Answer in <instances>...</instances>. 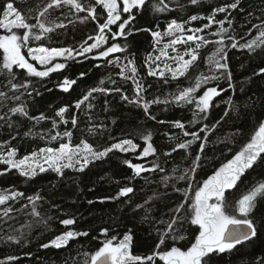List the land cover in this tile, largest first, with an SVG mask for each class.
Returning <instances> with one entry per match:
<instances>
[{
    "label": "trees",
    "instance_id": "obj_1",
    "mask_svg": "<svg viewBox=\"0 0 264 264\" xmlns=\"http://www.w3.org/2000/svg\"><path fill=\"white\" fill-rule=\"evenodd\" d=\"M7 2H13L26 16L31 10V17H36L50 0H0V18ZM80 2L87 7L94 0ZM232 3H237L235 9L215 11ZM154 4L161 7L167 5L168 10L156 12ZM97 14L98 22L83 20L87 12H77L69 5L49 9L41 19L54 30L40 40L31 39L29 44L32 47L81 50L85 41L87 44L94 42L88 37L98 35L99 24L105 22L106 12L97 7ZM132 14L135 16L130 25L133 34L127 39L117 38L115 41L126 48L118 54L117 61L97 58L94 55L98 50H94L93 55L66 60L64 69L40 78L29 76L25 69L18 67H14V75L9 74L2 68L0 55V93H3L0 95V192L24 194L0 207L2 264H86L90 255L106 240L115 238L113 242H118L126 234L132 236V254L147 256L156 250L159 239L168 232L173 219L177 223L172 225L169 238L159 250H168L173 245L185 248L190 240L194 242L198 226L191 225L185 215L191 204L189 196L184 209L176 211L185 201L184 190L191 184L192 174L189 172L186 180H179L178 177L193 167V161L199 155L200 167L195 170L192 185L202 183L231 159L250 140L259 123L264 122V73L259 71L264 68V49L249 51L240 46L259 36L257 26L264 25V0H202L197 5H191L189 0H163L162 3L161 0H146L144 8L140 11L133 9ZM192 15L199 19L190 20ZM209 16H214L216 21H224V27L228 29L222 34L227 60H221V63L228 64L230 80L225 70H217L214 64L209 63L208 58L220 47L216 43L197 49L199 59L186 76L172 79L168 74L163 77L148 74L149 56L158 41L149 31L135 30L151 29L164 34L172 20L202 28L210 23ZM127 17L128 14L122 13V19ZM28 22L35 24L36 19L29 18ZM111 28L117 31L115 25ZM219 29L218 23H211L210 32L207 29L203 31L206 40H220L221 36L213 35ZM23 31L18 30V33ZM2 34L6 33L0 29ZM233 43L237 44L236 48L231 47ZM22 51L25 52V48ZM128 57L132 58L137 69L136 80L143 87L138 104L129 102L136 99V83L132 79H124L121 70V62ZM81 73L85 75L81 77ZM201 75L219 79H210L203 84L194 94L196 97L209 87L223 89L205 113L199 112L195 101L185 104L173 100L180 90L193 85ZM65 78L76 80L68 92L59 87ZM13 84L21 86L13 88ZM93 88L106 91L93 92L76 108V102ZM125 95L128 100L122 98ZM155 99L162 102L151 104L146 113L144 102ZM165 100L169 103H163ZM18 107H23L27 115L11 111ZM64 107L67 111L61 120L57 112ZM41 114L46 119H30ZM73 118L77 121L75 125L71 122ZM176 121L182 122L184 129L175 127ZM66 131L71 132L70 139L63 135ZM185 131L198 132L201 139L187 149L177 148L180 143L193 139L191 135L185 136ZM57 132L61 134L58 140L51 139ZM149 134L150 140H144L143 136ZM125 139L132 140L137 149L127 153L114 150L103 159L92 160L83 172L78 170L79 165L64 169L63 176L49 169L29 178L22 176L17 169L8 170L9 166L2 162L12 150L18 158H23L46 146L59 149L62 144L70 142L75 148L87 142L94 150L102 151ZM149 143L155 149L152 156L159 167L137 176L125 161L133 164L142 162L138 156ZM202 144L204 151L200 152ZM174 148L176 151H173ZM262 181L264 163L258 161L245 172L236 188L226 193L229 203L234 205L253 185ZM124 187H132L134 191L128 196H119ZM37 195L41 198L35 200L39 217L32 214L33 203L27 199ZM8 208L12 211L5 216ZM233 214L242 218L238 212ZM248 218L257 226V235L229 252L213 254L209 264H264V198H257ZM65 219H73L75 223L63 225L61 221ZM103 229L108 230L107 234ZM66 231L86 232L88 235L78 236L61 248L51 246L50 242ZM173 234H183L186 239L173 242L170 239ZM9 236L20 238V243L9 240ZM44 244L50 246L44 248ZM155 264L164 262L157 259Z\"/></svg>",
    "mask_w": 264,
    "mask_h": 264
},
{
    "label": "snow or ice",
    "instance_id": "obj_2",
    "mask_svg": "<svg viewBox=\"0 0 264 264\" xmlns=\"http://www.w3.org/2000/svg\"><path fill=\"white\" fill-rule=\"evenodd\" d=\"M26 2V0H23ZM163 0H161V3ZM191 5H197L202 3V0H189ZM146 0H94V3H90L85 7L80 0H50L43 10L39 11L36 17H31V10H29V15L23 14L19 11L13 2H7L3 10L2 18H0V29H3L5 33L0 35V55H2V68L7 70L9 74L14 75V67L20 69H25L29 76L33 77H48L50 73L56 72L58 70L64 69V63L52 64L57 57L67 59H74L73 52L71 48H61V49H49L46 47L31 48L28 47L29 41L31 39L40 40L48 33H51L54 29L46 25L42 17L49 12V9H58L62 5H69L74 8L77 12H87V16L83 17V20H92L98 22L97 7H100L102 12H106L105 22L99 24L98 35L95 37L89 36L88 40H94L93 43L87 44L85 41L84 45H81V50L76 53V55H84L85 53H90L94 49H99L103 44L108 43V35L111 34L113 40L117 38L127 39L128 36L133 34V29L130 27L135 16L132 14L133 9L140 11L144 8ZM182 7V6H181ZM237 3H232L227 7L216 8V12H227L228 8L235 9ZM153 8L156 12H165L168 10V6L163 7L160 4H154ZM122 13L128 14L127 19H122ZM11 17V18H10ZM29 18L36 19L35 24L28 22ZM199 17L196 15L190 16V20L196 21ZM207 19L210 23L205 24L202 28L188 29L192 34L180 36L179 38L172 40L168 45L171 47L174 44L188 42H199L196 43V47H190L185 50L182 55H177L172 57L176 62V67L172 68L169 65H165L167 72L171 73L172 79H178L179 77L186 76L189 69L195 64L199 59V53L197 51L203 45L209 43H216L220 45L216 49V52L208 58L210 64H214L217 70H225L227 78L231 79V72L228 70V64L221 63V60H227V54L225 52L223 33L228 31L224 27V21H216L214 16H209ZM211 23H218L220 29L218 32L213 33V35L221 36L218 41H208L202 35H197L201 33L204 29L209 28ZM231 23V21H228ZM115 25L117 31H112L111 26ZM56 27H63V25H55ZM259 29V36L252 39L244 45H240L243 48L249 49V51H256L257 48L264 49V25L257 26ZM126 28L128 31H126ZM34 29H39L38 32ZM16 30H24L22 34L18 33ZM135 31H149L151 35L159 40L162 38V33L160 31H151V29H139ZM184 23H178L177 20H172L166 29V34L169 36H175L177 33H185ZM229 39H234L229 37ZM25 47H28L27 56L30 57L32 61L38 62L39 65L45 66V70H38L33 63L29 62L26 55L22 51ZM232 48H236L237 44L233 43ZM126 48L122 47L119 43H112L111 46L107 47L103 51L99 52V56L107 58L110 54L123 52ZM161 55H166L162 51ZM219 56L220 59H216ZM185 57H188L187 59ZM157 60L160 57H156ZM132 65L130 71L133 74L131 77L125 76L124 79H132L136 83V99L129 100L130 103H139L140 93L143 91L142 85L136 80V67L133 61H129ZM48 65H51L48 67ZM127 67V65L125 66ZM260 73H264V68H261ZM149 75L161 77L165 76V71H160L159 66L156 69H149ZM85 74L81 73L80 76L83 77ZM210 79H219V77H205L203 75L197 77L193 85L184 88L178 92L173 97V100L177 103L191 104L195 101L196 107L199 109L200 113H205L210 107L211 102L214 97L221 94L223 89L218 90V87L207 88L202 95L196 97L194 94L201 88L203 84L208 83ZM76 83L75 79L69 80L65 78L63 82L59 85L63 91L68 92L72 85ZM103 83V81L101 82ZM21 85L13 84V88H18ZM103 92L106 91L103 88H93L83 99L76 102V108H79L84 101H87L93 92ZM119 91V89H116ZM3 95V93H0ZM125 100L129 98L125 95L122 97ZM18 99V97H17ZM159 99H155L151 102H144L143 108L147 113L148 108L151 104L161 103ZM163 103H169L168 100L163 101ZM13 113H21L27 115L23 107L13 108L11 110ZM67 108H60L57 112V116L63 120L64 114ZM226 115V113H225ZM155 119V117H151ZM30 119H36L37 121L46 119V117L41 114L39 117H30ZM67 123V121H64ZM72 124L77 123L76 119H72ZM174 126L180 129H184L185 125L180 122H174ZM55 127V122H54ZM203 131V129H202ZM61 134L56 133L51 139L55 140ZM64 136L71 138V132H64ZM185 136L191 135L192 140L187 143H180L177 148L187 149L195 141L200 140L201 136L198 132H184ZM144 140H150V134L143 136ZM206 140V137L204 138ZM137 145L133 143L130 139H125L117 143H113L111 146L104 148L102 151H96L87 142H82L81 145L75 148L71 147L70 144H62L59 149L44 148L40 149V152H34L31 156H25L22 159H15L16 152L12 150L8 153L7 157L3 159V163L8 167V170L17 169L20 174L25 177H35L37 175V170L39 172H45L49 169L56 172L57 174L63 176V170L66 168H74L79 165L78 170L83 172L88 164L92 160H100L108 156L110 152L117 150L122 153H127L129 151H135ZM176 151V148L173 149ZM200 152L204 151V145L202 144L199 149ZM43 153V161L40 162V155ZM155 149L149 143L142 151L141 158L147 157L150 154H154ZM171 153H166L170 155ZM200 156L197 155L193 161V167L185 172L184 175L178 177L179 180H186L189 178V172L192 174L191 179L195 178V170L200 167L199 165ZM260 161L264 163V122H260L258 128L255 130L254 134L251 136L250 140L243 145V147L226 163L222 164L212 175L207 179L203 180L202 186H199L192 197V202L189 208L186 210L185 215L189 217V222L191 225L198 226V235L194 236V242L190 243V246L186 250L171 246L168 250L160 251L161 245L165 244V239L168 237V232L172 231V225L177 223L176 219H173L169 226L168 232L164 233L163 236L158 241L156 250L152 254L147 256L133 255L130 248V242L132 241V236L130 234L124 235L123 239L117 243L113 242V239L106 240L103 245L92 253L86 264H155L156 260L163 261L164 264H209L211 256L213 254H221L229 252L236 248L237 245L249 241L257 235V226L254 224L252 219H249V214L253 211L255 202L258 197L264 198V181L258 182L253 185L245 194L240 197L234 205L230 204L226 193L229 190L235 189L238 181L245 174V172L251 168L257 162ZM127 166L131 168L135 175L139 176L144 171L155 170L159 165H155L153 169H146L141 164H133L131 161H125ZM47 165V168L44 165ZM134 189L132 187H124L120 190L119 196H128L132 193ZM179 191V189H177ZM191 192V185L184 190L185 201L183 204L179 205L176 209L177 212L184 209V204L188 203V196ZM23 193H13L11 196L0 195V205L5 204L9 199H15L17 196H23ZM29 201L33 203L32 214L39 217L40 213L36 210L35 200L41 199L38 195L36 197H28ZM230 209H232L230 211ZM12 209L8 208L5 210L4 215L7 216ZM238 212L240 217L233 214ZM46 224L47 221H44ZM63 225H72L75 223L73 219L62 220ZM104 234H107L108 230L103 229ZM81 235H88V233H78L74 231H66L61 235H58L53 239L50 244L56 248H61L67 246L69 241L75 239ZM23 236V233H22ZM9 240H14L15 243H20V238L9 236ZM170 239L173 242L185 240L186 237L183 234L171 235ZM49 244H44L42 247L47 248ZM9 259H15L14 257H9ZM2 264V262H0Z\"/></svg>",
    "mask_w": 264,
    "mask_h": 264
},
{
    "label": "rangeland",
    "instance_id": "obj_3",
    "mask_svg": "<svg viewBox=\"0 0 264 264\" xmlns=\"http://www.w3.org/2000/svg\"><path fill=\"white\" fill-rule=\"evenodd\" d=\"M121 7H122V0H121ZM11 18V17H10ZM114 26V25H113ZM185 33L181 34V33H177L175 36H169L167 35L166 33L162 34V38H160L158 41V44L157 46L155 47V50L154 52L149 56V69L150 67L152 69H156L157 66H159V70L160 71H165V75H170L171 76V73L167 72L166 69H165V65H169L170 67L172 68H175L177 65H176V62L171 59L172 57H176L178 54L179 55H182L186 49L190 48V47H196V43H199V42H188L187 44L185 43H179V44H174L172 45L171 47H169L168 45L171 43L172 40H175L177 38H179L180 36H184L186 38L187 35H190L192 34L190 31H187L188 29H194L193 27H189V26H186L185 25ZM208 30V28H206ZM18 31V30H16ZM112 31H114L112 29ZM209 31V30H208ZM210 32V31H209ZM208 32V33H209ZM7 34V33H6ZM106 34L108 35V43L107 44H103L99 49H94V50H98V53L95 54L94 56L97 57V58H103V57H100L99 56V52L100 51H103L104 49H106L107 47L111 46L112 43H116L115 41L116 40H113L112 37H111V34L110 33H107V30H106ZM197 35H202L204 36L205 35V32H201V33H197ZM207 35V33H206ZM207 36H205V39H206ZM208 41H211V39H209ZM122 47H125L123 46V44H121ZM28 47H31V48H38V47H45V46H36V47H32L30 44H28ZM28 47H25V52L24 54L26 55V58L29 59V62L30 63H33L34 66L37 67V69L39 70H45V66H41L38 64V62L36 61H32L30 59V57L27 56V52H28ZM48 48V47H46ZM49 49H53V48H49ZM56 49H61V48H56ZM93 50V51H94ZM80 50H74L73 52V56L74 58H78V57H84V56H88V55H93V51L90 52V53H85L84 55H76V53H78ZM165 52L166 55H161V53ZM121 53V52H117V53H113V54H110L107 58H111L112 61H117L118 60V54ZM160 57L159 60L156 59V57ZM186 59L188 57H185ZM68 60V59H67ZM129 61H133L132 58H127V60H124L123 62H121V70L122 72L124 73L125 76H128V77H131L133 74L131 73L130 69L132 67L131 64H129L128 62ZM66 60L64 58H61V57H57L56 60H54L52 62V64H55V63H64L65 64ZM127 65V67H125ZM51 65H48V67H50ZM214 99V98H213ZM59 137H57V140H58ZM67 144H70V142H68ZM70 146L72 147V145L70 144ZM147 147V146H146ZM44 148H53V149H58V148H54L53 146H46ZM42 148V149H44ZM40 151H37V153H39ZM141 154L142 152L139 154L138 156V159H142V162H138L136 164H141L144 166V168L146 169H153L155 165H157L158 163L153 159V156L152 154H150L149 156L147 157H142L141 158ZM8 155V154H7ZM43 153H41L40 155V162L41 163H44L43 161ZM31 156V155H29ZM7 157V156H6ZM15 159L19 160V159H22V158H18L17 154L15 156ZM46 168H47V165L45 164L44 165ZM157 169V168H155ZM154 170H150V171H144L142 172L141 174L143 173H146V172H152ZM37 173H40L38 170H37ZM140 174V175H141ZM192 181L193 179H191V192L189 193V197H190V200L192 202V197L194 196V193L195 191L197 190V188L199 186H202V183L200 184H193L192 185ZM0 195H7V196H11L12 194H8V193H3V192H0ZM10 200V199H9ZM8 200V201H9ZM7 201V202H8ZM7 202L3 205H0V207H4ZM119 242V241H118ZM114 243H117V240L114 241Z\"/></svg>",
    "mask_w": 264,
    "mask_h": 264
},
{
    "label": "flooded vegetation",
    "instance_id": "obj_4",
    "mask_svg": "<svg viewBox=\"0 0 264 264\" xmlns=\"http://www.w3.org/2000/svg\"><path fill=\"white\" fill-rule=\"evenodd\" d=\"M190 241H191V240H190ZM190 241H189V243L186 244V247H185V248H182V247H180V248L186 250V248H187L188 246H190V243H191Z\"/></svg>",
    "mask_w": 264,
    "mask_h": 264
},
{
    "label": "water",
    "instance_id": "obj_5",
    "mask_svg": "<svg viewBox=\"0 0 264 264\" xmlns=\"http://www.w3.org/2000/svg\"><path fill=\"white\" fill-rule=\"evenodd\" d=\"M81 236H84V235H81Z\"/></svg>",
    "mask_w": 264,
    "mask_h": 264
}]
</instances>
